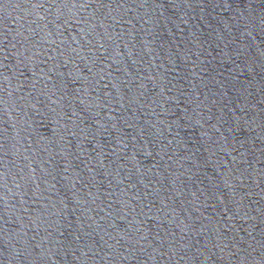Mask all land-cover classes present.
Listing matches in <instances>:
<instances>
[{
  "label": "water",
  "instance_id": "obj_1",
  "mask_svg": "<svg viewBox=\"0 0 264 264\" xmlns=\"http://www.w3.org/2000/svg\"><path fill=\"white\" fill-rule=\"evenodd\" d=\"M0 264H264V0H0Z\"/></svg>",
  "mask_w": 264,
  "mask_h": 264
}]
</instances>
